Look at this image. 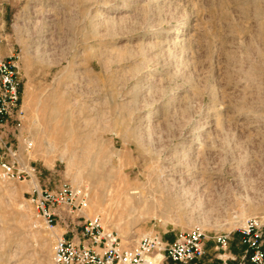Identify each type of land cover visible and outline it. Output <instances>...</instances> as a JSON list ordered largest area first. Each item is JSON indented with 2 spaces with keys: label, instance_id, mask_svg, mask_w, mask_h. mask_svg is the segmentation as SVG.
<instances>
[{
  "label": "rangeland",
  "instance_id": "1",
  "mask_svg": "<svg viewBox=\"0 0 264 264\" xmlns=\"http://www.w3.org/2000/svg\"><path fill=\"white\" fill-rule=\"evenodd\" d=\"M13 53L26 121L6 127L0 146L33 163L36 183L77 187L80 172L85 215L129 247L200 228L198 264H249L239 229L264 224V0H0V61ZM160 167L177 195L153 190ZM110 174L145 187L136 210L99 206ZM29 184L0 179V264H54L64 229L53 238L45 228ZM219 234L231 238L226 252Z\"/></svg>",
  "mask_w": 264,
  "mask_h": 264
},
{
  "label": "built area",
  "instance_id": "2",
  "mask_svg": "<svg viewBox=\"0 0 264 264\" xmlns=\"http://www.w3.org/2000/svg\"><path fill=\"white\" fill-rule=\"evenodd\" d=\"M20 54L0 61V135L9 125L20 131L26 121L23 106V79ZM0 139H3L0 136ZM26 154H31L34 143L28 135L21 134ZM37 169L10 143L0 146V179L4 182L33 183L28 192L29 202L45 228L61 227L64 233L54 246V264H153L149 257L161 253L158 264H198L206 256L207 235L193 228L165 240L158 234L146 235L136 246L129 247L117 232L106 229L100 216L87 217L88 205L85 189L63 183L56 188L41 186ZM86 217H85V216ZM79 233V241L69 238ZM243 260L249 264H264V224L259 218H248L239 229ZM230 236L219 234L213 241L217 251L228 250Z\"/></svg>",
  "mask_w": 264,
  "mask_h": 264
},
{
  "label": "bare ground",
  "instance_id": "3",
  "mask_svg": "<svg viewBox=\"0 0 264 264\" xmlns=\"http://www.w3.org/2000/svg\"><path fill=\"white\" fill-rule=\"evenodd\" d=\"M160 32V31H159ZM74 156H72L70 159H66L67 161V165H68V168L71 169L74 165V160L75 158H73ZM65 160V159H64ZM160 170V173L162 174L159 175L157 177V184L155 185V188H153V190L155 192H165V193H168L167 195L170 196V195H177V191L174 190L176 189V186L178 185V182L176 181V179H171L170 181L165 179L163 176L164 174V170L165 168L164 167H160L159 168ZM80 175L81 173L78 172L77 176L74 178V181H75V185L77 187H81L82 185H84L85 182L83 181H80ZM95 177V176H94ZM99 177V176H98ZM104 178V177H103ZM182 182H184L182 180ZM154 183V182H153ZM86 184V183H85ZM33 184H29V186L31 187V190H32V186ZM154 185V184H153ZM87 185H85L86 187ZM133 185H131L129 179L126 177V176H123V177H120L119 179L118 178H114V176L112 177V175L110 174L109 178L108 179H105V180H102L98 185H97V188L98 189H101V190H98L101 191L102 193L99 194L101 196L98 195L97 197V202L99 204V206L101 207L102 204H107L108 201H110L111 199V202L109 203H112L114 202L116 205L118 206H122L121 208H124L123 206H126V207H129L130 210H136L137 207H136V204L133 203V201L135 202V200H137V203L138 204H141V202H143V199H146L145 196L142 197V194L140 193L139 189H141V187H144V186H135V187H132ZM76 187V188H77ZM97 188L96 190H94L93 186H92V189L91 190H94V191H97ZM145 188V187H144ZM142 190V189H141ZM145 191V190H144ZM95 193V192H94ZM89 196V195H88ZM145 197V198H144ZM96 200V199H94ZM149 200V199H148ZM154 200V199H153ZM146 201V200H145ZM155 201V200H154ZM163 202V201H162ZM170 202V201H169ZM168 202V203H169ZM150 203V204H149ZM144 202L142 203L144 206H146V208L148 209L147 211H150L149 210V207H151V203L152 202ZM166 203V202H165ZM167 204V203H166ZM170 204V203H169ZM115 205V206H116ZM153 205V204H152ZM149 206V207H148ZM155 206V205H154ZM164 206V204H163ZM95 209L97 206H95ZM168 207V205H167ZM151 208H154L153 206ZM160 208V207H159ZM151 212V211H150ZM104 225V223H103ZM115 227V225H114ZM56 228H59V227H55L53 229H55V232L53 233V238H57L59 235H60V232L56 230ZM116 228V227H115ZM107 229V228H106ZM119 229V228H118ZM124 232V231H122ZM121 232V233H122ZM63 234V233H62ZM61 234V235H62ZM61 235L59 237H61ZM119 235V233H118ZM121 237V234L119 235ZM58 237V238H59ZM57 238V239H58ZM46 241V240H45ZM125 244V243H124ZM54 250V249H53ZM163 258V255L161 253L159 254H156L155 256H152V257H149L148 260L150 262H152L153 264H158L159 261Z\"/></svg>",
  "mask_w": 264,
  "mask_h": 264
}]
</instances>
